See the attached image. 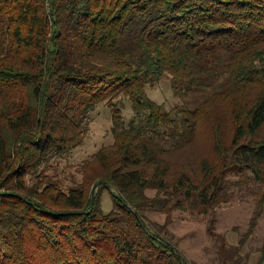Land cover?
Instances as JSON below:
<instances>
[{"label": "trees", "instance_id": "16d2710c", "mask_svg": "<svg viewBox=\"0 0 264 264\" xmlns=\"http://www.w3.org/2000/svg\"><path fill=\"white\" fill-rule=\"evenodd\" d=\"M161 77L169 110L144 92ZM99 102L112 141L64 191L37 170L82 143ZM217 114L229 135L204 158L196 132ZM263 126L264 0H0V264H188L146 207L206 214L242 169L263 201Z\"/></svg>", "mask_w": 264, "mask_h": 264}, {"label": "rangeland", "instance_id": "374dc122", "mask_svg": "<svg viewBox=\"0 0 264 264\" xmlns=\"http://www.w3.org/2000/svg\"><path fill=\"white\" fill-rule=\"evenodd\" d=\"M169 86V80L161 77L154 85H147L144 92L169 110L181 104L180 98L171 93ZM114 103L121 107L122 117L128 120L132 115L130 101L122 96ZM109 109L104 102L97 103L89 114L88 130L82 143L69 154L42 163L37 171L43 170V175L57 180L64 191L80 181L84 163L98 148L112 141ZM225 123L218 114L205 118L196 132L199 140L193 147L194 153H202L204 158L212 157L210 134L221 133L226 138L229 134ZM31 177H25L27 182ZM262 186L242 169L234 175H226L219 203L207 210L206 214L176 208L165 212L155 204L146 207L144 218L151 229L159 232L181 252L188 264H264V255L260 257L264 237V200L259 201L258 195L263 191ZM153 192L152 189L144 191L148 197L153 196ZM111 207L109 192L102 190V211L108 212ZM254 210L255 220L252 221Z\"/></svg>", "mask_w": 264, "mask_h": 264}]
</instances>
